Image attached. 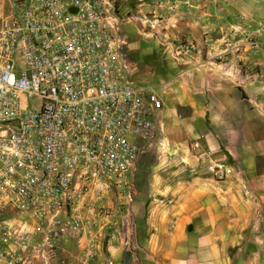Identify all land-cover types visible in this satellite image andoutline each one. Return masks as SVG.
<instances>
[{"label":"crops","instance_id":"1","mask_svg":"<svg viewBox=\"0 0 264 264\" xmlns=\"http://www.w3.org/2000/svg\"><path fill=\"white\" fill-rule=\"evenodd\" d=\"M118 11L135 82L162 100L160 143L139 153L116 191L91 186L75 206L83 232L62 239L52 264H78L91 245L97 264H264V50L239 34L218 37L230 24L253 31L264 0H205L162 21L151 0H120ZM176 38L200 53L180 57ZM7 215L10 226H32L25 214Z\"/></svg>","mask_w":264,"mask_h":264},{"label":"built area","instance_id":"2","mask_svg":"<svg viewBox=\"0 0 264 264\" xmlns=\"http://www.w3.org/2000/svg\"><path fill=\"white\" fill-rule=\"evenodd\" d=\"M201 1L151 6L162 21L164 13L182 18L200 10ZM119 2L0 0V264H52L62 239L83 232L75 206L91 186L121 184L139 153L160 143L162 100L135 82ZM219 31L222 42L241 39L264 50L263 21L253 31L237 24ZM175 42L180 57L200 53L195 41ZM10 212L32 226L8 225ZM128 231L126 244L130 223ZM77 263L97 264L92 245Z\"/></svg>","mask_w":264,"mask_h":264},{"label":"rangeland","instance_id":"3","mask_svg":"<svg viewBox=\"0 0 264 264\" xmlns=\"http://www.w3.org/2000/svg\"><path fill=\"white\" fill-rule=\"evenodd\" d=\"M215 32H218V31H215ZM215 32L213 33V37H212V38L216 40V39H219V38H217V36H216L217 34H216ZM218 33H219V34H218V37H220L219 35H221V32L219 31ZM215 40H214V41H215ZM220 42H222V41L220 40ZM95 185H96V184H94L93 186H94V188H95L96 190H99V193H98V194H99V195H100V193L102 194V192H101V188H99L100 186L96 187ZM98 185H99V184H98ZM119 185H120V184H119ZM117 186H118V185H116V184H114V183H110L109 186H108V188H109L110 190H115V191H116V190H117V188H116ZM96 195H97V194H96ZM112 196H113V195H111V197L109 196V199H110V200H111V199L113 200ZM86 198H87V197H86ZM88 198H89V197H88ZM88 198H87V199H88ZM87 199H86V200H87ZM89 199H90V198H89ZM91 200H92V199H91ZM92 201H93V200H92ZM101 210H102V209H101Z\"/></svg>","mask_w":264,"mask_h":264}]
</instances>
